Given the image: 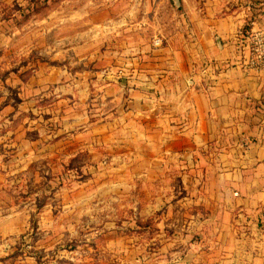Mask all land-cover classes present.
Masks as SVG:
<instances>
[{"label":"rangeland","instance_id":"obj_1","mask_svg":"<svg viewBox=\"0 0 264 264\" xmlns=\"http://www.w3.org/2000/svg\"><path fill=\"white\" fill-rule=\"evenodd\" d=\"M176 9L175 0H0V264L188 256L190 235L175 226L188 174L175 169V138L147 144L125 126L119 138H93L108 131L107 97L93 82L104 51L158 36L161 46Z\"/></svg>","mask_w":264,"mask_h":264},{"label":"crops","instance_id":"obj_2","mask_svg":"<svg viewBox=\"0 0 264 264\" xmlns=\"http://www.w3.org/2000/svg\"><path fill=\"white\" fill-rule=\"evenodd\" d=\"M175 9L161 46L104 51L93 82L107 97L108 131L93 138H119L123 126L147 144L175 138V169L188 173L175 226L191 247L175 264H264V69L240 65L264 0H175Z\"/></svg>","mask_w":264,"mask_h":264},{"label":"built area","instance_id":"obj_3","mask_svg":"<svg viewBox=\"0 0 264 264\" xmlns=\"http://www.w3.org/2000/svg\"><path fill=\"white\" fill-rule=\"evenodd\" d=\"M152 43L159 46L162 43L161 37L153 38ZM240 65L256 71L264 69V25L245 33Z\"/></svg>","mask_w":264,"mask_h":264}]
</instances>
